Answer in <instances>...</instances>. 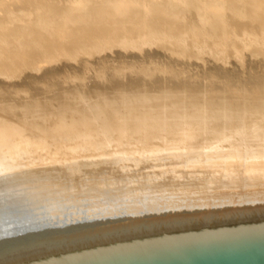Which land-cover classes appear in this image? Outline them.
<instances>
[{
	"label": "bare ground",
	"instance_id": "1",
	"mask_svg": "<svg viewBox=\"0 0 264 264\" xmlns=\"http://www.w3.org/2000/svg\"><path fill=\"white\" fill-rule=\"evenodd\" d=\"M189 1L0 0V236L30 223L123 216L129 227L144 215L203 221L264 210V91H246L264 84L255 52L264 45L247 51L254 66L217 62L242 75L253 67L258 82L211 97L152 87L160 69L172 72L159 68L160 37L180 51L188 36L202 44L198 55L211 46L222 59L224 41L264 35V0ZM249 19L261 21V33H229ZM145 36L152 39L139 51ZM116 45L131 55L115 48L99 60Z\"/></svg>",
	"mask_w": 264,
	"mask_h": 264
},
{
	"label": "water",
	"instance_id": "2",
	"mask_svg": "<svg viewBox=\"0 0 264 264\" xmlns=\"http://www.w3.org/2000/svg\"><path fill=\"white\" fill-rule=\"evenodd\" d=\"M0 236V264H264V210L203 221L140 216ZM27 228V232H25Z\"/></svg>",
	"mask_w": 264,
	"mask_h": 264
},
{
	"label": "rangeland",
	"instance_id": "3",
	"mask_svg": "<svg viewBox=\"0 0 264 264\" xmlns=\"http://www.w3.org/2000/svg\"><path fill=\"white\" fill-rule=\"evenodd\" d=\"M191 1H193V0H191ZM191 1H189L190 3H189V5H191L190 7L192 8L193 6H196L197 4V7H201L200 6V4L202 5V4H204L203 2H200L199 0L197 1V0H194L193 2H191ZM197 1V2H196ZM196 2V3H195ZM199 2V3H198ZM180 8L183 6L184 7V5H182V4H179L178 5ZM187 9L188 8H190V7H188V4L185 6ZM183 8V9H186V8ZM180 8H178V9H180ZM230 15V14H229ZM233 15H235V13L233 12ZM232 15V16H233ZM231 16V15H230ZM231 16V17H232ZM203 17V14L201 13V12H199L195 17H193L194 19L195 18H202ZM236 19V16H233L231 19ZM139 20H144V18H143V16H141L140 18H139ZM253 20V22L252 23H254V24H251V21ZM256 23V24H255ZM228 27H229V25H227ZM199 27V26H198ZM228 27H226V25L225 24H219V25H216V30L217 31H221V30H225V29H227ZM249 27H251V28H249ZM237 29H239V32H245V30H246V32H250L251 30L252 31H256L257 33H261V30H262V27H261V21H258V20H254V19H249V20H246L245 21V23L243 22V24H239L237 27L236 26H234L230 31H229V33H232L233 31H236ZM187 37V38H186ZM185 37V39H184V37L183 36H180L179 37V41H181V50L180 51H176V49H175V51H173L174 49H173V46H172V44H170L169 43V41H168V39H166V38H162L161 39V37H160V39H158L157 41H158V43H159V47L157 48L158 50L157 51H159L160 53H163L162 55H163V57L161 58V60L159 61V63H160V65H159V68H163V66H166L167 67V69H168V67L170 68L171 67V71L172 72H168V71H165V72H168V75L170 74V76H165V74L166 73H164L163 72V69H160V71H158L157 72V80H159V81H157V82H155L157 85H155V83H153L152 84V87L153 86H162V85H166L167 84V87L170 85V87H174L175 88V90H177V91H185V90H191V88H193V91L191 90V92H198V94L200 93V95H204L203 97H209V95H210V97H211V95L212 94H215V93H222V92H224L225 91V89H223L222 87H226L225 85H227V87L229 86V85H232L233 83H236V82H239V83H241L242 81L244 82V81H246L247 83H249V84H251L250 82H254V77H256L255 79V81H259V77H262V76H260V75H256V74H258V73H256V72H253L252 70V74H251V71H250V69H252L253 67L252 66H254L255 64V62H253L252 61V58H254L255 56L254 55H252V56H249V55H247V51L248 50H250V47H252L253 45H254V47L256 46V47H261L262 45H264V40L262 39V38H264V35H260V36H256V38H251V39H248L246 36H242V37H238L237 39H235L234 41H232V42H229V40H226V41H224L223 43H224V54L221 56V58L222 59H220V55L214 50V48L213 47H211V46H207V51H209V52H207L206 54H207V56L206 55H198L197 53H199V51H198V49H197V47H199V45L200 46H202V44H200V41L199 40H195V39H188V36H186ZM245 38V39H244ZM152 38L150 37V36H145L144 37V39L143 38H141V39H136V45H137V47H136V49L137 50H139V51H141V49H143V47H144V44H145V42L146 41H148L147 43L149 44L150 42V40H151ZM184 39V40H183ZM192 40V41H191ZM225 40V39H224ZM139 41V42H138ZM196 41V42H195ZM199 42V44H198V42ZM153 42V41H152ZM163 44H162V43ZM157 43V44H158ZM161 43V44H160ZM140 44V45H139ZM172 46V48L169 46ZM187 46H185V45ZM194 44V45H193ZM226 44H228V45H226ZM188 45H189V47L191 48V49H189V47H188ZM191 45H193V47L191 46ZM197 45V46H196ZM258 45V46H257ZM138 46H140V47H138ZM143 46V47H142ZM162 46V47H161ZM185 46V47H184ZM227 46V47H226ZM142 47V48H141ZM170 47V48H169ZM208 47L209 48H211V49H208ZM233 47V48H232ZM113 48V50H111ZM121 50V52H123L125 55H131V54H129V53H131V52H127L126 50H123V45H116V47H111L110 48V50L108 49H106V50H104V52L103 51H101V52H99L98 54H97V57H98V55L101 57L99 60H101V61H103V60H106L105 59V57L103 56L104 55V53H110V52H112V51H114V50ZM167 50H166V49ZM185 48H187V49H189V50H187V49H185ZM206 48V47H205ZM159 49H161V50H159ZM169 49V50H168ZM173 49V50H172ZM185 49V50H184ZM196 49V50H195ZM213 49V50H212ZM252 49V48H251ZM162 50H163V52H162ZM171 50V51H170ZM212 52H211V51ZM246 50V51H245ZM106 51V52H105ZM173 51V52H172ZM264 51V49L263 50H260L259 48H256V54H257V56H258V58L260 59V57H263L264 55V53H262ZM138 52V51H137ZM171 52V53H170ZM184 52V53H183ZM190 52V53H189ZM193 52V53H192ZM214 52V53H213ZM244 52H246L245 54L246 55H244ZM250 52H251V50H250ZM260 52H261V54H260ZM100 53H102V54H100ZM135 54H136V51L134 52ZM169 53V56L167 55ZM173 53H175V55H176V53H178L176 56L173 54ZM192 53V54H191ZM211 53H213V54H211ZM234 53V54H233ZM181 54V55H180ZM186 56H185V55ZM189 54V55H188ZM197 54V55H196ZM209 54V55H208ZM237 54V55H236ZM167 55V56H166ZM188 55V56H187ZM175 56V57H174ZM191 56V57H190ZM193 56L195 57V58H193ZM202 56H203V58H202ZM211 56H212V59H211ZM243 56V57H242ZM246 56V57H245ZM256 56V57H257ZM167 57V58H166ZM171 57V58H170ZM181 57H183L184 58V61L183 62H185V64H187V65H185V64H183L182 63V60H183V58H181ZM196 57H197V59H196ZM201 57V58H200ZM207 57V58H206ZM208 57H209V61H208ZM216 57V58H215ZM228 58V59H226V58ZM99 58V57H98ZM177 58V59H176ZM224 58H225V60L226 61H224ZM230 58V59H229ZM238 58V59H237ZM244 58V59H243ZM246 58H250V61L252 62V63H249L250 65H252L251 67L252 68H248V70L246 71V72H244L243 73V75L241 74V73H239V74H237V73H235V72H230V71H224L223 72V70H222V63H223V65H225V62H226V64H228L227 66H232V65H238V67L239 66H244V64H246V65H248V62L249 61H247L246 60ZM174 59V60H173ZM199 59V60H198ZM201 59L202 60H206V64L204 63V61L203 62H201ZM210 59H211V61H210ZM215 59H216V61H215ZM218 59V60H217ZM187 60H189V61H187ZM194 60V61H193ZM163 61V62H162ZM175 61V62H174ZM180 61V62H179ZM198 63V68H196L197 67V63ZM198 61H200V62H198ZM220 62L219 64L222 66H220L217 62ZM246 61V62H245ZM166 62H168V63H166ZM171 62V63H170ZM178 62V63H177ZM190 63V65L188 64V63ZM263 63H264V61H262ZM193 63V64H192ZM196 65H195V64ZM203 63H204V65H203ZM208 63H210V64H208ZM212 63H215V64H217L216 66H215V64H214V66H213V64ZM261 63V62H260ZM173 64V65H172ZM199 64H200V66H199ZM254 64V65H253ZM169 65V66H168ZM178 65V66H177ZM182 65V66H181ZM193 65V66H192ZM202 65V66H201ZM250 65H248V66H250ZM192 68H190V67ZM194 66H196V67H194ZM203 66H205V73H207V74H203V75H205V79H204V76L203 75H201L202 73H204V71L203 72H200V71H202V70H204L203 69ZM220 66V67H219ZM174 67V68H173ZM176 67V68H175ZM183 67H185V68H188V69H186V70H188V71H184L183 70ZM218 67V68H217ZM245 67V66H244ZM179 68H181V69H179ZM194 68H196V69H194ZM201 68V70H199ZM207 68V69H206ZM177 69V70H176ZM212 69V70H211ZM220 69V70H219ZM169 70V69H168ZM192 70V72H190ZM213 70H214V72H213ZM216 70H218V72H216ZM177 71H178V73H177ZM180 71V72H179ZM194 71V72H193ZM197 71V72H196ZM213 73H212V72ZM192 74V76L189 74ZM164 73V74H163ZM187 73H188V75L190 76H187ZM195 73V76L193 75ZM198 73V74H197ZM211 73V74H210ZM228 73V74H227ZM160 74H162V75H160ZM176 74V75H175ZM180 76V77H178V75ZM182 74H184V75H182ZM208 74H209V76L211 77H213V78H210L209 76H208ZM216 76V80H215V77L213 76ZM225 74V75H224ZM233 74V75H232ZM245 74V75H244ZM173 77H172V76ZM175 75V76H174ZM186 75V76H185ZM199 75V76H198ZM237 77H236V76ZM201 76V77H200ZM231 76V77H230ZM233 76H235V77H233ZM241 76V77H240ZM169 77H172V78H169ZM175 77V78H174ZM186 77V78H185ZM198 77L200 78V79H198ZM227 77V82L225 81L226 79H224V78H226ZM151 78V77H150ZM182 78H184V79H182ZM188 78V79H187ZM197 80L198 79V81L196 82L195 81V79ZM201 78H202V80H204V81H202L201 80ZM207 78V79H206ZM220 78V80H221V83H220V80H218V79ZM229 78V79H228ZM239 78V79H238ZM247 78V79H246ZM162 79V80H161ZM170 79H171V81H170ZM176 79V80H175ZM187 79V80H186ZM191 79V80H190ZM210 79V80H209ZM139 80V79H138ZM137 80V81H138ZM178 80H179V82H178ZM206 80V81H205ZM209 80V81H208ZM215 80V81H214ZM224 80V81H223ZM168 81H170V82H168ZM183 81H185V82H183ZM201 81V82H200ZM235 81V82H234ZM257 81V82H258ZM161 82V83H160ZM173 82V83H172ZM183 82V83H182ZM211 82V83H210ZM219 82V83H218ZM232 82V83H231ZM134 83V82H133ZM164 83V84H163ZM170 83V84H169ZM204 83V84H203ZM205 83H207V84H205ZM161 84V85H160ZM172 84H174V85H172ZM176 84V85H175ZM186 84V85H185ZM198 84V85H197ZM148 86H149V88L151 87L150 85L151 84H147ZM188 85V86H187ZM192 85V86H191ZM194 85V86H193ZM197 85V86H196ZM206 85H207V87H206ZM217 85V86H216ZM223 85V86H222ZM177 86H178V89H177ZM191 86V87H190ZM202 86H203V88L204 89H202ZM205 86V87H204ZM261 86V85H260ZM260 86H258L257 88H255L256 86H252L251 88L250 87H248L249 89H252V90H248V89H246V91H248L247 93H248V95H250V94H255L256 95V93L257 92H263L264 91V84H263V86L262 87H260ZM152 87L150 88L151 89V91H152ZM155 87V88H156ZM182 87V88H181ZM208 87H210L211 89H209ZM216 87H219V88H216ZM214 88V89H213ZM235 88H238V86H236ZM254 88V89H253ZM154 89V88H153ZM195 89V90H194ZM198 89V90H197ZM217 91H216V90ZM219 89V90H218ZM222 89V90H221ZM263 89V90H262ZM209 90H211V91H209ZM238 90V89H237ZM206 91V92H205ZM214 91H215V93H214ZM245 91V92H246ZM249 92H251V93H249ZM206 94H207V96H206ZM262 95V94H261ZM213 96V95H212ZM248 98V97H247ZM251 98V97H250ZM52 102V101H51Z\"/></svg>",
	"mask_w": 264,
	"mask_h": 264
}]
</instances>
